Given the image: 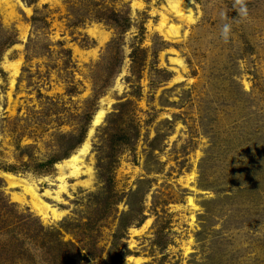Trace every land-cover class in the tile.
Here are the masks:
<instances>
[{"label":"rangeland","instance_id":"1","mask_svg":"<svg viewBox=\"0 0 264 264\" xmlns=\"http://www.w3.org/2000/svg\"><path fill=\"white\" fill-rule=\"evenodd\" d=\"M169 1L0 0V264H264V0Z\"/></svg>","mask_w":264,"mask_h":264},{"label":"bare ground","instance_id":"2","mask_svg":"<svg viewBox=\"0 0 264 264\" xmlns=\"http://www.w3.org/2000/svg\"><path fill=\"white\" fill-rule=\"evenodd\" d=\"M169 9L171 11H173L175 14L179 15L180 17L186 18V20H188V21H192V19H193L192 11H191L186 0H170L169 1ZM165 21H166V18L164 15H162L161 16V23H160V27H159L161 32L164 30L163 29L164 24L167 25V23H164ZM175 31L176 30H175V28H173V26L172 27L169 26V28L165 30V32H166L165 34H166V36L167 35H174V33L176 34ZM176 62L180 63L179 60H176ZM104 113H105V109L103 107H101L94 114L92 124H91V127H90L89 132H88L89 136L91 135L93 128L102 121ZM87 149H88V137L79 146V148H77V150L75 152L71 153L66 159H64L62 161V163L60 164V168L62 169V166L68 167L70 169L69 173L76 176L80 172L81 155H83L87 151ZM87 171H88V169H87ZM5 174H8V173H5ZM60 178H61V176H60ZM7 179L11 180L13 182V184L16 183V184L20 185L22 187L23 191L29 196L31 202L33 203V205L35 207H37L38 209L40 208V209H45V210L49 207V205L47 203H45L40 198L36 189L29 182H26V180H21L19 178H16V177H13L10 175H7ZM59 187H60V189H64L65 186L62 183L59 185ZM55 197L58 198V192H57V195ZM189 202L192 204L191 199H189ZM193 205H194V203H193ZM52 211H53V214L56 215V210L52 209Z\"/></svg>","mask_w":264,"mask_h":264},{"label":"clouds","instance_id":"3","mask_svg":"<svg viewBox=\"0 0 264 264\" xmlns=\"http://www.w3.org/2000/svg\"><path fill=\"white\" fill-rule=\"evenodd\" d=\"M232 9H234L238 13V18L240 20H248L249 19V9L247 6V0H234ZM221 20L227 21L229 17L227 12L221 11L219 13ZM232 37V24L225 22L222 24L219 38L222 39L225 43H228Z\"/></svg>","mask_w":264,"mask_h":264}]
</instances>
